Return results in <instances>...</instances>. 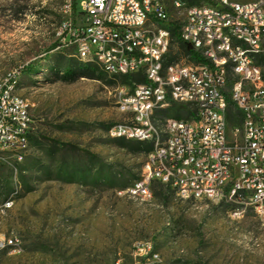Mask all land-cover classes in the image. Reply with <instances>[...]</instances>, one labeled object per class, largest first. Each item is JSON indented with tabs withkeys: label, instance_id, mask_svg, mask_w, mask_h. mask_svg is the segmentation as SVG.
<instances>
[{
	"label": "rangeland",
	"instance_id": "1",
	"mask_svg": "<svg viewBox=\"0 0 264 264\" xmlns=\"http://www.w3.org/2000/svg\"><path fill=\"white\" fill-rule=\"evenodd\" d=\"M181 1L183 7L167 2L169 23L180 25L190 5L217 0ZM81 21L76 0H0V79L16 75L33 119L23 160L0 170V233L19 242L15 252L0 253V262L137 264L135 247L151 241L160 255H150L148 264H264V223L251 207L237 217L234 200L183 199L159 183L149 203L116 194L141 175L149 152L108 133L130 118L118 104L126 85L111 82L116 76L98 64L103 78L68 72V63L80 59L59 32L64 23ZM169 52L193 63L177 40ZM36 59L33 71H23ZM154 116L160 133L176 118ZM7 201L15 202L1 208Z\"/></svg>",
	"mask_w": 264,
	"mask_h": 264
},
{
	"label": "built area",
	"instance_id": "2",
	"mask_svg": "<svg viewBox=\"0 0 264 264\" xmlns=\"http://www.w3.org/2000/svg\"><path fill=\"white\" fill-rule=\"evenodd\" d=\"M168 1L76 0L81 23H64L59 32L80 56L103 51L113 69L125 65L134 75L143 73L147 78L126 85L124 96H118L119 107L129 109L130 118L111 125L108 133L146 137L145 115L171 101L190 105L197 120V127L171 124V141L155 142L157 154H147L143 173L132 186L117 188L116 194L137 191L155 196L154 186L160 183L176 195L188 188V193L198 191L202 198L218 203L240 189L231 213L240 217L251 207L264 223V73H258L242 46L225 38L226 29H236V34L250 35L264 50V0L188 6L179 25L180 37L207 62L180 60L179 65L157 66V57L168 54L172 41L166 36ZM173 1L178 7L185 4ZM67 6L71 11L72 1ZM219 8H226V15L211 21ZM226 62H233V74L224 73ZM11 86H17L15 74L0 79V170L12 160H23L30 146L13 136V128L27 130L28 136L33 131L31 106L21 107L20 93L11 97ZM224 92H232V99H224ZM230 100L241 112V121L233 125L227 116ZM9 238L17 237L4 234L0 246ZM18 247L17 238L10 253ZM134 255L137 264H148L150 255L160 254L151 251V241H146L135 247Z\"/></svg>",
	"mask_w": 264,
	"mask_h": 264
},
{
	"label": "bare ground",
	"instance_id": "3",
	"mask_svg": "<svg viewBox=\"0 0 264 264\" xmlns=\"http://www.w3.org/2000/svg\"><path fill=\"white\" fill-rule=\"evenodd\" d=\"M175 6L178 7V1H175ZM219 15H226V8H219V14H211V21H219ZM166 36H172L171 30L166 28ZM225 38H230V42L232 45H240L242 48L246 50V54L248 58H251L254 61L255 66H258V73H264V50L261 47H258L254 44V39L250 35L247 34H236V29H226L225 30ZM77 52V57L80 60L96 63L101 66V68L111 76H123V75H134V72H131L128 67L125 65H114L111 67V63L104 60L103 51H96V53H87L83 56H80V51ZM167 55H161L157 57V66H165L166 64L179 65L180 60H174L172 62H167ZM230 70H233V62H226L224 64V73L230 74ZM124 90H126V86L120 87L119 96H124ZM11 97H18L17 86H11ZM21 97V107H28V103L26 99L20 95ZM231 97L228 92H224V99H228ZM169 106V105H168ZM168 106H158V110L166 108ZM157 110V111H158ZM145 115V129L146 132L149 133L146 137L142 136H127L124 134H111L113 137L118 138H126L136 141L142 142H151L152 148L148 154H157V145L155 142H170L171 141V124H183L187 127H197V120L195 117L191 116L189 118H169L166 120L163 128L161 129V133L157 130V133H154L155 125H154V116ZM13 136L18 137L19 139H25V144H30V136H28V131L21 128H13ZM145 169V163L143 165L142 170ZM143 173V172H142ZM136 181V180H135ZM132 186L129 185L127 187ZM127 187H122L119 189H125ZM120 197H128L134 200H137L141 203H149L154 199L153 194L137 192V191H126L119 192L117 194ZM179 197L183 199H194V200H208L204 199L200 196L198 191H191L188 193V188H181L179 190ZM240 198V189H233L232 194H225V200H234ZM210 201V200H208ZM235 215V214H234ZM4 234L0 233V238L3 237ZM11 245H17V238H9V242H4L0 246V253L4 251H10ZM153 258V257H152ZM151 258V259H152ZM155 260L158 259V255H154ZM160 258V257H159ZM152 264H159L155 261ZM0 264H3L0 262Z\"/></svg>",
	"mask_w": 264,
	"mask_h": 264
},
{
	"label": "trees",
	"instance_id": "4",
	"mask_svg": "<svg viewBox=\"0 0 264 264\" xmlns=\"http://www.w3.org/2000/svg\"><path fill=\"white\" fill-rule=\"evenodd\" d=\"M171 33H172V41L177 40L178 44L181 48V50L190 56L193 62L198 63H204L207 62L205 58L201 56V54L196 51L189 43L183 41L180 37V27L177 23L173 22L169 24ZM59 43L55 42L50 48L53 49L55 48ZM175 56L171 55L170 52L167 54V62H171L175 60ZM40 59H36L28 63L24 68L23 71L25 72H31L35 69V67L39 64ZM68 65L70 66L68 72H72V74L77 75L78 77H92V78H103L106 73L102 70L99 71V66L96 63H91V62H84V61H75V62H69ZM119 80L121 84L123 85H129L132 82H146L147 78L143 73H138L135 75H123V76H116V77H111V82H117ZM228 99H231L230 97ZM193 115V109L189 107L188 104L185 103H180V102H175L171 101L169 107L160 109L156 112V118L158 116H166V117H176V118H182V117H189ZM227 116L230 125H233L239 121H241V112L236 108L233 102L231 100L229 101L228 105V111H227ZM115 139H123V140H128L126 138H115ZM139 143V149L141 151L149 152V150L152 147L151 142H142V141H137ZM105 172L100 174L99 179L100 180H105L107 177H105ZM70 180H75L77 177L72 176L69 178ZM160 184V183H159ZM162 185V184H161ZM164 186V185H162ZM166 189L169 187L164 186Z\"/></svg>",
	"mask_w": 264,
	"mask_h": 264
}]
</instances>
